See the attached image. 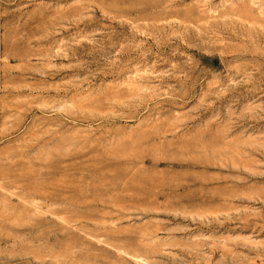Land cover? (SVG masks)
I'll return each mask as SVG.
<instances>
[{
  "label": "rangeland",
  "instance_id": "374dc122",
  "mask_svg": "<svg viewBox=\"0 0 264 264\" xmlns=\"http://www.w3.org/2000/svg\"><path fill=\"white\" fill-rule=\"evenodd\" d=\"M0 264H264V0H0Z\"/></svg>",
  "mask_w": 264,
  "mask_h": 264
}]
</instances>
